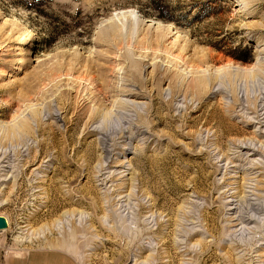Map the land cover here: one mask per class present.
<instances>
[{
	"label": "rangeland",
	"instance_id": "374dc122",
	"mask_svg": "<svg viewBox=\"0 0 264 264\" xmlns=\"http://www.w3.org/2000/svg\"><path fill=\"white\" fill-rule=\"evenodd\" d=\"M0 217V264H264V0H0Z\"/></svg>",
	"mask_w": 264,
	"mask_h": 264
},
{
	"label": "crops",
	"instance_id": "0c3cea01",
	"mask_svg": "<svg viewBox=\"0 0 264 264\" xmlns=\"http://www.w3.org/2000/svg\"><path fill=\"white\" fill-rule=\"evenodd\" d=\"M48 252H61V251H55V250L54 251H30L28 253L26 252L27 253L26 255H25V253H22L19 257L13 256L14 257L13 261L22 262V264H45V263H43L44 260L46 261L48 259L45 256H47V255L50 256L51 255L50 257H53V258L57 259V260L54 259V263L55 264H63L62 261H64V264H73V262H71L70 260L74 261V259L71 256H69L66 253H64V252H62L63 255H60L59 253L56 254V253H48ZM66 256L68 258H70V260ZM42 257H45L46 259H44ZM3 259H6V256ZM49 261L50 260H48L47 262H49Z\"/></svg>",
	"mask_w": 264,
	"mask_h": 264
},
{
	"label": "bare ground",
	"instance_id": "6f19581e",
	"mask_svg": "<svg viewBox=\"0 0 264 264\" xmlns=\"http://www.w3.org/2000/svg\"><path fill=\"white\" fill-rule=\"evenodd\" d=\"M255 60L257 61V56L255 57ZM136 64L138 65L139 63H138V61L136 62ZM136 65V66H137ZM228 67V66H227ZM230 68H234L237 72V74L240 72V70H244L243 68H241V67H239V66H236V65H232V66H229ZM233 72V71H232ZM103 78V77H102ZM87 82H88V80H87ZM98 82V81H97ZM96 82V83H97ZM91 84V83H90ZM205 84V80H204V78H201V77H199L197 80H195V82H194V85H193V87H195V88H198V89H200V88H202L203 87V85ZM99 87H100V89H99ZM99 87L97 86L96 87V90L97 91H100V90H102L103 89V87H101V84L99 83ZM106 96V95H105ZM95 117V116H94ZM223 128V127H222ZM228 160V159H227ZM91 173V172H90ZM3 218V217H2ZM4 220H5V222H6V228H7V226H8V224H9V221H8V219L7 218H5L4 217ZM5 228V229H6ZM5 229H2V230H5ZM2 230H0V231H2ZM20 239V238H19ZM21 240V239H20ZM17 241V240H16ZM20 241H18V243H19ZM17 257H18V255H17Z\"/></svg>",
	"mask_w": 264,
	"mask_h": 264
},
{
	"label": "water",
	"instance_id": "95a60500",
	"mask_svg": "<svg viewBox=\"0 0 264 264\" xmlns=\"http://www.w3.org/2000/svg\"><path fill=\"white\" fill-rule=\"evenodd\" d=\"M5 228H6V222L4 218L0 217V230L5 229Z\"/></svg>",
	"mask_w": 264,
	"mask_h": 264
}]
</instances>
